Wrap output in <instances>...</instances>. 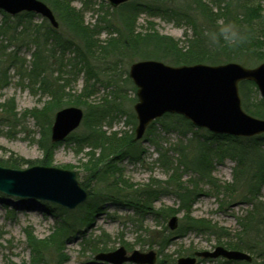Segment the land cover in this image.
<instances>
[{
	"label": "rangeland",
	"instance_id": "obj_1",
	"mask_svg": "<svg viewBox=\"0 0 264 264\" xmlns=\"http://www.w3.org/2000/svg\"><path fill=\"white\" fill-rule=\"evenodd\" d=\"M135 1L137 0L128 2ZM205 1L208 6L212 7V12L219 15L223 4L219 5L216 0ZM83 2L84 0H72L70 6L81 13L84 25L92 29L89 40L93 44L88 48L85 47L84 51L96 75L90 73L87 77L83 68L78 65L83 64L80 61L81 57L71 50H65L61 64H75V67L67 65L61 72H54L53 76L61 78L58 82L64 85V90L60 94V101L65 102L63 107L70 105L79 107L83 111V118H87L89 123H93L91 120L93 117L90 115L92 107L89 108V106L104 108L103 117L94 123L98 130L105 133L104 149L108 151L117 146L122 138L127 136L133 138L134 136L137 122L133 104L137 97L136 87L128 77V68L131 62L139 59L134 58L129 52L119 62L117 57L109 55L108 50L101 48V46L107 47L112 40H118L119 30L114 28L120 26L116 19L118 15H114L107 0H87L86 5ZM247 3L256 6L263 14L253 26L254 36L257 39H263L257 50L262 54L264 53V0H248ZM126 18L128 19L127 27L133 36L140 37L157 33L168 35L179 44H185V34L191 35L190 28L183 22L176 21L167 15L153 14L145 9H136L132 15L126 14ZM1 19L0 13V21ZM41 20L39 15H35V23ZM215 20L218 23L221 22L219 16ZM123 33L124 30H122ZM62 37L75 40L65 31ZM0 44L9 45L3 38H0ZM12 48L10 44L9 49ZM33 49L32 44L21 45L18 49L19 55L24 57L28 63L32 59ZM260 57L263 56L257 57L250 53L245 54L242 61L235 62L252 67L263 61L258 60ZM76 68H80V71ZM7 76V84L0 88V103L12 98L17 111V119L16 121L11 119V123H0V162L5 163V160L14 158L17 164L15 167L4 164L0 166L25 169L31 165H41L43 151L40 141L43 142L45 136L50 138V126L56 110L49 112V107L52 106L50 96L38 88V83H31L24 75L17 74L13 68L7 71ZM245 86L250 109L249 111L244 110L247 114L253 115L250 112L252 105L258 104L262 97L257 89L255 91V86L251 82H246ZM74 101L75 105L71 104ZM40 111H47L45 112L47 115L41 114L35 117V113ZM177 120L174 116L164 115L155 120L152 128L149 126L139 140L133 139L135 150L129 147L130 152H128L127 148L125 155L114 162L116 168L114 173H110L104 180L95 182L86 180L85 166L89 161L99 158L102 149L97 145L91 146L84 143L78 146L75 143L74 139L87 131L83 121L73 132L72 139L65 138L54 143V152L47 166L75 171L77 180L88 184L87 189L85 188L87 190L86 199L74 209L68 210L49 201L0 193V264H31L33 254L28 244V234L37 241H47L57 233L59 224L65 223V219L74 224L60 247L62 255L54 249L45 248L43 250L44 261L38 264H110L95 259L94 255L98 252L114 250L121 245L127 252L132 250L155 251L154 264H175L180 256L190 255L193 251L213 250L217 245L230 249V245L237 241L236 236L239 232L237 218L241 217L249 206L237 199L229 202L226 197L228 194L222 190H218L219 193H217L208 183L200 181L196 189L192 188L197 195L190 204L189 210L178 209L180 200L173 192V187L181 183L191 188L186 180L190 177L194 178V175L189 171H181L182 166H179L177 171L173 169L181 157L178 151L183 153L187 151L191 156L196 149L194 143L200 140L210 147L209 154L213 160L212 176L218 184H229L232 181V168L235 161L225 153L224 149L226 144H232V142L228 139H213L203 128L192 127L183 132L186 125L182 126L181 121ZM160 122L167 124L168 128L164 129ZM153 140H156L158 146L162 147L161 151H164V155H159ZM170 180L173 182L172 186L165 187L163 192L157 193L151 200L152 208L157 210L154 211L157 213L145 214L143 217L137 216L128 204L120 202H127L121 198H100L94 194V191H109L117 193V196L129 197L147 188L157 189L159 186H166L164 181L169 182ZM261 195L264 196L263 191ZM99 201L95 212L89 215V219L82 221L81 218L86 211L87 204ZM170 209L175 210L171 215L176 216V228L181 224L183 216L187 215L193 219H203L210 225L222 228L225 230L222 231L224 234L217 235L209 231L195 230H182L179 234H173L174 230L171 231L167 227V221L171 216L167 212ZM168 234L167 242L158 246L162 238ZM98 236H100L99 239L95 240ZM196 264L245 263L217 258L198 260Z\"/></svg>",
	"mask_w": 264,
	"mask_h": 264
},
{
	"label": "trees",
	"instance_id": "obj_2",
	"mask_svg": "<svg viewBox=\"0 0 264 264\" xmlns=\"http://www.w3.org/2000/svg\"><path fill=\"white\" fill-rule=\"evenodd\" d=\"M41 1L53 11L58 22L57 28H52L44 18L39 23H35V14L32 12L23 11L10 16L0 10L2 15L0 38L7 40V43L13 46L12 49H9V45L0 44V88L7 84V71L13 68L17 74L24 75L31 83H38V88L50 96L52 106H50L51 108L49 107V112L52 113L54 110L65 106V102L60 101V94L64 90V85L59 84L58 80L61 78L54 77V72H61L67 65L75 67V64H61L62 54L65 50H71L81 57L80 61L83 64L78 65L83 68L87 77L90 73L96 75L91 61L84 51L85 47L88 48L93 44L89 40L92 29L84 25L81 13L70 6L72 0ZM204 1L137 0L133 3L125 2L113 7V13L118 15L116 19L120 25L119 28L114 27L119 30V38L118 40L110 41L107 47L101 46V48L108 50V54L117 57L119 62L129 52L132 53L134 58L156 59L170 65L219 64L228 61H242L244 55L250 53L257 55V57L262 55L263 57L258 58V60H264V53L257 52L258 46L261 45L263 39H257L253 31L254 22L263 16L256 6L249 5L247 3L248 0H216L219 5L220 3L223 4L218 15L214 14L212 7L208 6V3ZM83 3L86 5L87 0H84ZM136 9H145L153 14L167 15L176 21H181L190 28L191 35L185 34V44H179L172 37L157 33L140 37L133 36L127 27L128 19L126 14L132 15ZM218 16L220 23L215 20ZM122 30H124L123 34ZM64 31L75 40L63 38L62 34ZM28 44H32L34 49L31 53L32 59L27 63L25 58L19 55L18 49L21 45ZM76 70L80 71V68H76ZM246 82L250 81L239 82V93L243 109L249 111ZM74 103L75 101L71 102V104ZM98 107L101 106H89L92 109L90 115L93 117L91 119L93 123L87 122V118L85 119L84 117L82 121L87 131L74 139L78 146L88 143L91 146L97 145L102 149L100 157L89 161L85 166L87 170L86 180L94 182L104 180L110 173H114L116 170L114 162L125 155L127 148L128 152H130L129 147L135 150L132 136L122 138V141L113 149L108 151L104 149V144L106 143L105 133L101 132L100 129L98 130L94 123L103 117L104 108ZM45 112H37L34 116L47 115ZM250 112L257 117L264 118V100L260 98L258 104L252 105ZM164 116H174L182 122L177 120L182 126L186 125V128L184 126L182 130L183 132L194 127L180 115L166 113ZM11 119L16 121L17 111L14 100L9 98L0 103V123H11ZM153 124L154 121L149 124L150 128H152ZM160 124L164 129L168 128L164 122H160ZM208 133L213 139L231 140L232 144H226L224 151L235 161L232 168V181L224 185L216 182L211 173L213 160L209 154L210 147L203 141L197 140L194 143L196 149L193 155L189 156L187 151H184V153L178 151L181 153V157L173 169V171H177L179 166H182L181 171H189L194 175V178L190 177L186 180L191 185V188L188 185H181V183L173 187V192L176 193L177 198L180 200L178 209L189 210L190 204L197 195V192L192 188L196 189L197 183L200 181L208 183L217 193L222 190V192L228 194L226 197H228L229 202L232 199H237L247 204L249 206L248 209L241 217L237 218L239 226V232L236 236L237 241L230 245V249L246 250L251 254L252 260L242 263L264 264V196L261 195L262 191L264 193V134L251 137H233ZM72 134L73 132L67 138L72 139L74 137ZM43 140V142L42 140L40 141L43 151L41 165H48L49 158L53 155L55 144L46 136ZM153 144L159 155H164V151H161L162 147L158 146L156 140ZM0 164L15 167L17 162L14 158H9L5 160V163L0 162ZM164 183L166 186H159L157 189L147 188L129 197L117 196V193L109 191H94V194L100 198H121L127 202L117 201L128 204L134 209L137 216L143 217L145 214L157 213L154 212L157 210L152 208V198L157 193L163 192L166 189L165 187L173 184L171 180L169 182L164 181ZM81 184L87 189V182L82 181ZM90 193L91 191L89 190ZM99 203L100 201L88 203L81 220L89 219V215L95 212ZM173 211L175 210L170 209L167 214L171 215V213H174ZM73 224L70 220L65 219V223L59 224L57 233L53 234L47 241H37L33 239L32 235L28 234V244L33 254L30 263L38 264L43 262V250L45 248L54 249L58 251V254L61 252L60 254L62 255L60 247L65 242L67 235H69ZM182 230L209 231L217 235L224 234L222 231H225L222 228L210 225L203 219H193L187 215L183 216L181 224L172 233L179 234ZM78 231L80 230L78 229ZM99 237L95 238V240L99 239ZM168 238L169 234L162 238L158 246L166 243ZM62 259L64 260V258ZM199 260L210 259L200 258Z\"/></svg>",
	"mask_w": 264,
	"mask_h": 264
},
{
	"label": "water",
	"instance_id": "obj_3",
	"mask_svg": "<svg viewBox=\"0 0 264 264\" xmlns=\"http://www.w3.org/2000/svg\"><path fill=\"white\" fill-rule=\"evenodd\" d=\"M118 6L128 0H107ZM0 10L13 16L29 11L46 18L53 27L57 21L51 9L41 0H0ZM128 76L136 86L137 101L133 110L137 120L134 140L142 137L147 125L164 113H176L194 126L216 134L253 136L264 133V119L247 114L241 107L238 83L253 81L264 98V61L254 67L237 62L221 64L169 65L160 60L142 59L129 65ZM83 118L76 106L63 107L53 116L50 128L51 142L63 140L75 130ZM0 192L17 197L36 198L73 209L86 198L76 172L57 167L33 165L25 169L0 166ZM170 230L177 226L176 216L167 221ZM95 259L110 264H154L153 250L127 253L123 246L99 252ZM197 257L250 261L251 256L236 249L217 245L213 250L194 251L178 257L175 264H195Z\"/></svg>",
	"mask_w": 264,
	"mask_h": 264
}]
</instances>
